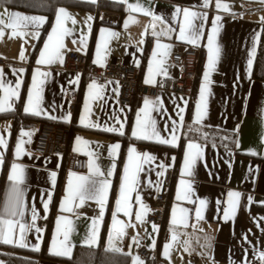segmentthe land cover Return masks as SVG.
Masks as SVG:
<instances>
[{
    "label": "crops",
    "instance_id": "obj_1",
    "mask_svg": "<svg viewBox=\"0 0 264 264\" xmlns=\"http://www.w3.org/2000/svg\"><path fill=\"white\" fill-rule=\"evenodd\" d=\"M75 1L58 4L49 19L37 11L0 5V20L5 24L0 36V101L6 109L0 112V251L31 256L34 264H73L71 260L81 263L101 249L111 253L104 264H117L124 256L128 264L137 259L139 264H149L137 251L143 245L155 250V264H264V0H220L227 10L217 8V0H207V5L205 0ZM60 9L70 18L62 16L69 31L62 37L59 58L38 64L44 45L54 42L48 37ZM184 10L197 16L181 38ZM11 13L45 20L38 26L24 22L28 26L17 31L25 34L12 35L6 27ZM209 36H213L212 49H219L211 71ZM158 43L169 47H158ZM188 45L198 47L201 55L193 95L160 90L154 97H136L131 105L118 101L116 79L95 82L87 73L69 68L66 61L69 51L85 54L88 64L121 61L138 68L142 83L153 84L173 71L169 54ZM93 83L99 89H90ZM73 93L77 95L74 108ZM19 101L30 116L15 120L14 115L3 114ZM138 113L141 121H148V135L154 121L158 137L143 138ZM41 119L68 125V147L86 156L85 171L69 169L58 155L32 150ZM110 127L118 131L105 130ZM173 134L174 142H160L171 141ZM189 143L200 149L190 167L185 164ZM117 144L119 148L113 150ZM130 148L135 149L133 161L144 154L154 159L141 161L134 190L127 192L126 214L117 211V200L123 208L125 167L129 174L133 171ZM14 165L18 166L15 172ZM169 169L165 215L161 224L151 223L147 215ZM13 175L20 178L10 179ZM81 176L87 178L84 183L90 189L107 182L103 206L87 193L83 202L80 197L68 198L69 181L75 184ZM17 198L13 215L9 205ZM200 201L205 202L203 206ZM62 204L72 210H62ZM114 214L119 224H114ZM3 221L12 222L11 232ZM20 225L25 227L23 241ZM121 225L123 235L118 236ZM93 232L95 242L90 243ZM3 236L12 243H5ZM65 247L70 255L59 254ZM4 263L0 255V264Z\"/></svg>",
    "mask_w": 264,
    "mask_h": 264
},
{
    "label": "built area",
    "instance_id": "obj_2",
    "mask_svg": "<svg viewBox=\"0 0 264 264\" xmlns=\"http://www.w3.org/2000/svg\"><path fill=\"white\" fill-rule=\"evenodd\" d=\"M200 50L198 47L188 45L181 50L169 54V62L173 66L171 74L161 75L153 84H145L140 81L139 70L121 61L110 59L102 65L88 64L85 54L69 51L66 54L67 66L80 73H87L95 82L102 83L110 78L118 81L120 90L118 101L125 105H131L136 97H154L160 90H168L191 97L195 89L196 69L199 62ZM77 95L73 93L74 108ZM68 126H62L55 122L44 121L31 143L33 151L42 154L58 155L66 160V165L74 171H85L87 158L84 154L68 147ZM172 171L169 169L163 176L161 190L156 195L147 219L151 223L161 224L165 215L168 189L171 184ZM37 222L43 223V220ZM137 251L147 260L155 257V250H150L139 245Z\"/></svg>",
    "mask_w": 264,
    "mask_h": 264
},
{
    "label": "snow or ice",
    "instance_id": "obj_3",
    "mask_svg": "<svg viewBox=\"0 0 264 264\" xmlns=\"http://www.w3.org/2000/svg\"><path fill=\"white\" fill-rule=\"evenodd\" d=\"M205 5H207V0H205ZM217 8H224L225 10H227V5H223L220 3V0H217ZM137 10H139L137 8ZM184 15V20H185V27L181 28V38L184 37V33L186 28H191L192 27V19L194 17L197 16V13L195 12H191L189 10H184L183 12ZM62 16L64 19H68L70 18L69 14L66 12V10L64 9H60L58 10V15L56 18V26L53 27L52 29V35H49L48 40L50 42L53 43H46L44 45V49L41 51L40 53V58L38 59L37 63L38 64H51L53 63L56 59L59 58V50L62 47V37L66 34H68V29L64 28L63 26V22H62ZM89 19H91V17H89ZM220 17H216V20L219 21ZM45 18L44 17H28V16H22L19 13H11L9 15V22L7 23L6 27L12 30V35H23L25 33L22 32H18L17 29H19L20 27H27L28 24L24 23V22H35V24L38 26L39 24H42L44 22ZM73 23H75V21L73 20ZM126 25H127V21H126ZM5 26L4 21L0 20V36H3V27ZM104 31V30H102ZM216 32V27L214 25L213 27V34H215ZM112 35H115V33H113ZM191 42L195 43V39H193ZM212 43H213V36H209V46H210V52L213 53V55H210L209 57V64H208V70L211 71V69L213 68L214 65V56H217L219 54V49H212ZM158 47H169L167 45H157ZM21 58H23V54H21ZM162 63V62H161ZM249 65H251V60L249 61ZM39 71V70H37ZM209 71L205 72V80H207L208 78V74ZM0 75H2V69H0ZM40 75H47V73H40ZM36 83V77L34 75L33 77V85L35 86ZM0 87H2V85H0ZM19 87V83H17V88ZM90 89L91 88H97L99 89V86L95 85V83H93V85L89 86ZM203 86H202V90H201V95L203 96ZM12 95H17V92L15 90L11 91ZM99 90L96 92V96H99ZM29 104L31 105L33 103V97L31 92L29 93ZM38 99V96H37ZM4 103V101H0V112L5 111L6 109L2 106ZM146 105L148 104V101L145 102ZM10 108V106H9ZM29 108H26L25 111H29ZM85 110H88V105L86 103L85 105ZM141 111H144L143 109ZM36 114H40L39 111H36ZM201 119V112H200V106L199 104L197 105V113H196V122L199 123ZM81 123H83V117L81 118ZM137 125L140 128V131L142 133H144L143 138L144 139H151L153 136L158 137V133H156L155 131V127H154V121L152 122V133L151 135L147 134L148 131V121H141L140 120V116L139 113L137 115ZM122 128V126H121ZM106 131H118V129L116 128H107L105 129ZM120 134H123L122 131H120ZM133 136H137V131L134 130L133 131ZM80 138H77V141L79 142ZM176 140V136L175 134H173L172 136V140L171 141H166V140H161L160 142L163 143H172ZM3 143V139L0 138V144ZM119 145H113L112 149H118ZM188 149L190 150L188 153H186V157H185V164L186 166L190 167L191 165L195 164L197 157L200 154V149L199 146L194 144V143H189L188 144ZM18 151H19V146H18ZM135 152L134 148H130L129 149V160L130 162H132V167H133V171L131 172V174H129V167L126 166L125 167V176H124V184H122L121 186V195L123 198V202H124V207H121V200H117V211H121L123 210L126 214H129L128 212V196H127V192L128 191H132L134 190V185L136 182V173L142 170V163H147L149 161H151L152 159H154L153 157L149 156L148 154H144L143 157L137 156V158L135 159V161H133V157H132V153ZM18 166L14 165L13 166V170L14 172L16 171ZM111 174V173H109ZM54 175V174H53ZM20 177L19 175H13L10 176V179H14V180H18ZM87 180L86 177H78V182L73 184L71 181H69V199L75 198V197H80L81 202H83V198L85 196V194L87 193L89 195L90 198H98L99 202L101 203V206H103L104 201L106 199V189H107V182H101V186L99 188H95L94 184L91 187V189L89 187H86L85 185V181ZM183 183V182H182ZM230 196H236L238 197L239 194L238 193H230ZM179 198V197H178ZM137 199L139 200V197H137ZM18 203V198L15 202L11 203L9 205L10 210H12V214L15 215V207L16 204ZM201 205L203 206V204L205 203L204 201H200ZM62 210H67V211H71V208H67L64 209V206L62 204ZM45 208H47V205H45ZM182 212H185L187 210L185 209H181ZM227 216V213L225 214ZM196 216L199 219L200 218V210L198 209L196 212ZM33 219H35V215L33 216ZM137 219L140 220L142 219V213L138 212L137 213ZM175 223V219L173 221ZM3 223H7L9 225V232H11L12 230V222L11 221H3ZM95 223V222H94ZM119 221L115 220V214H114V224H119ZM155 227V226H154ZM25 232V227L23 225H20V233H21V241H23V233ZM65 240H67V232H65ZM117 235H123V225H121V227L119 229H117ZM0 236H2V232H0ZM95 236L96 233L93 232V236L91 238V240L89 241L90 243H94L95 242ZM111 239V237H110ZM176 237L175 235H173V240H175ZM3 241L5 243H12V240L8 239L6 236H3ZM56 240L55 237L53 238V245H55ZM21 246H25L23 243H21ZM166 250L168 248V246L166 245ZM35 250H39L38 246ZM115 250H119V249H115ZM71 250L70 248L65 247L64 250L59 253V254H63V255H70ZM261 257L264 258V253L261 254ZM134 264H139V261L137 259V261H134Z\"/></svg>",
    "mask_w": 264,
    "mask_h": 264
},
{
    "label": "trees",
    "instance_id": "obj_4",
    "mask_svg": "<svg viewBox=\"0 0 264 264\" xmlns=\"http://www.w3.org/2000/svg\"><path fill=\"white\" fill-rule=\"evenodd\" d=\"M75 2H76L75 0H0V5L10 6L25 11H37L46 14L49 19L51 17L54 8L58 4L75 3ZM41 33H44V30H42ZM199 59H201V55H199ZM3 114L14 115L15 120L19 119L20 117L30 116L22 111L20 101L15 109L7 111ZM41 121L55 122L62 126H68L65 123L57 122L49 119H41ZM162 228L163 225L161 227V231L163 230ZM0 255L5 259L4 264H34L35 261V259L31 256H25L10 252L0 251ZM88 257L89 258H87V260L81 261V263H77L75 260H71V262H73V264H104V259L108 260L111 257V253L99 249L97 251L90 253ZM116 262L117 264H128V258L124 256V258H121ZM148 263L155 264L153 259L149 260ZM160 264H164V263H160Z\"/></svg>",
    "mask_w": 264,
    "mask_h": 264
}]
</instances>
